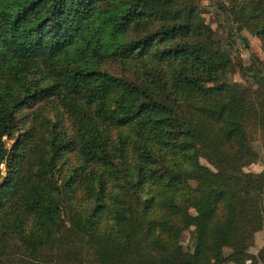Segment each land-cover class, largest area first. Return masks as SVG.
<instances>
[{"label":"trees","instance_id":"16d2710c","mask_svg":"<svg viewBox=\"0 0 264 264\" xmlns=\"http://www.w3.org/2000/svg\"><path fill=\"white\" fill-rule=\"evenodd\" d=\"M206 1L0 0L2 264H264V0Z\"/></svg>","mask_w":264,"mask_h":264},{"label":"rangeland","instance_id":"374dc122","mask_svg":"<svg viewBox=\"0 0 264 264\" xmlns=\"http://www.w3.org/2000/svg\"><path fill=\"white\" fill-rule=\"evenodd\" d=\"M219 1L221 0H207L206 2H204L202 6V16L205 18L206 22L212 27V29L217 33V37L225 38V30L221 27L222 25H224V18L218 10L216 4ZM242 36L245 37V40L248 43L249 47L246 48L242 44V41L240 39H237V42L235 44L236 49L238 50L236 59H239L245 67L251 66L253 62V56L257 59L263 60L264 53L262 51L260 41L257 38L250 36L246 32H243ZM230 79L232 80L235 88L245 83L241 76L237 74L234 68H232V70L230 71ZM263 167L264 152L262 153L261 159L257 163L251 165L248 170L252 172H260ZM258 239L260 240V243L258 241L257 244L262 247L264 245V242H262L261 236H259ZM0 264H2L1 261Z\"/></svg>","mask_w":264,"mask_h":264}]
</instances>
